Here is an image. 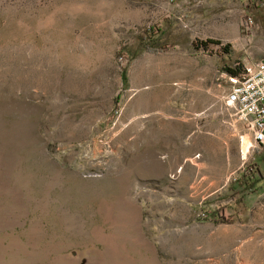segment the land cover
<instances>
[{
	"label": "rangeland",
	"instance_id": "1",
	"mask_svg": "<svg viewBox=\"0 0 264 264\" xmlns=\"http://www.w3.org/2000/svg\"><path fill=\"white\" fill-rule=\"evenodd\" d=\"M246 54L264 0H0V264H264V212L217 202Z\"/></svg>",
	"mask_w": 264,
	"mask_h": 264
},
{
	"label": "built area",
	"instance_id": "2",
	"mask_svg": "<svg viewBox=\"0 0 264 264\" xmlns=\"http://www.w3.org/2000/svg\"><path fill=\"white\" fill-rule=\"evenodd\" d=\"M224 102L252 134L253 141L264 143V60L242 66V72L233 81ZM201 216L206 217L207 213L202 211Z\"/></svg>",
	"mask_w": 264,
	"mask_h": 264
},
{
	"label": "crops",
	"instance_id": "3",
	"mask_svg": "<svg viewBox=\"0 0 264 264\" xmlns=\"http://www.w3.org/2000/svg\"><path fill=\"white\" fill-rule=\"evenodd\" d=\"M263 60L264 58L259 59L257 62ZM257 62L252 63L246 54L242 57L240 65L242 67L244 64H255ZM246 135L249 138L248 146H251L247 149L246 158H242L244 162H247V165L244 169V174L239 179V187L233 189L234 195L232 194L226 199H218L217 202H223L220 205L225 204L226 208L231 209L232 214L234 213L239 220H244L250 215L246 220L257 221L258 218L255 217L256 211L264 212V143L256 144L249 131H246ZM240 137L242 142V136ZM242 177L248 178L247 187L242 183ZM241 213L242 219L240 217Z\"/></svg>",
	"mask_w": 264,
	"mask_h": 264
},
{
	"label": "trees",
	"instance_id": "4",
	"mask_svg": "<svg viewBox=\"0 0 264 264\" xmlns=\"http://www.w3.org/2000/svg\"><path fill=\"white\" fill-rule=\"evenodd\" d=\"M152 33H151V35H150V37L149 38H151V40L153 39L152 38ZM158 40V38L156 37V38H154L151 42H153L154 43V41H155V43H156V41ZM152 46H150V45H148L147 43H144L143 44V48L144 49H149V48H151ZM228 70H230V73H232V74H235V71L233 70V69H231L230 67H228L227 68ZM241 72H242V69H241ZM247 182H248V178H245V177H242V183H244V186L245 187H247ZM208 215V214H207ZM201 219H203V220H205L206 219V217H200ZM213 219L216 221V220H218V221H220V222H222V221H224L225 219H223L222 217H220V216H213Z\"/></svg>",
	"mask_w": 264,
	"mask_h": 264
},
{
	"label": "bare ground",
	"instance_id": "5",
	"mask_svg": "<svg viewBox=\"0 0 264 264\" xmlns=\"http://www.w3.org/2000/svg\"><path fill=\"white\" fill-rule=\"evenodd\" d=\"M247 149H248V147H247V145H246L245 148H244V157L246 156ZM245 158H246V157H245Z\"/></svg>",
	"mask_w": 264,
	"mask_h": 264
}]
</instances>
